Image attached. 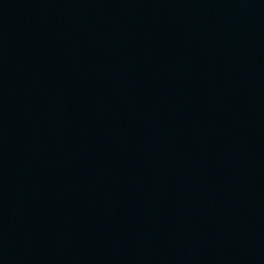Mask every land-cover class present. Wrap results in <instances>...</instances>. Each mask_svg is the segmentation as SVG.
Masks as SVG:
<instances>
[{
    "label": "water",
    "instance_id": "1",
    "mask_svg": "<svg viewBox=\"0 0 264 264\" xmlns=\"http://www.w3.org/2000/svg\"><path fill=\"white\" fill-rule=\"evenodd\" d=\"M0 264H264V0H0Z\"/></svg>",
    "mask_w": 264,
    "mask_h": 264
}]
</instances>
